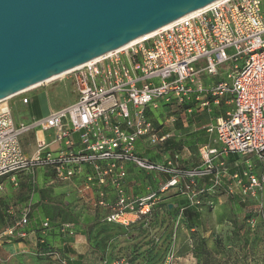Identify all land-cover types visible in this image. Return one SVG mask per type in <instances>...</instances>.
Segmentation results:
<instances>
[{"label": "built area", "instance_id": "2783aa9c", "mask_svg": "<svg viewBox=\"0 0 264 264\" xmlns=\"http://www.w3.org/2000/svg\"><path fill=\"white\" fill-rule=\"evenodd\" d=\"M201 73L215 80L206 82ZM68 74L77 99L45 117L17 124L9 99L0 101V193L6 177L19 186V172L44 168L52 184L80 177L75 187L80 198L102 209L106 221L129 226L151 214L159 193L170 189L190 205L222 186L228 195L239 189L256 196L264 189V173L256 172L250 159L241 170L228 166L231 153L264 165V0H218L42 85ZM161 102L185 106L187 115L230 106L206 126L211 140L199 147L197 165H185L179 152L151 158L174 137L157 116ZM28 133L36 140L31 156L22 143ZM129 164L166 180L145 194L137 192L127 182ZM224 178L229 183L224 185ZM28 213L5 236L18 232L44 242L52 221L44 219L37 238L23 231ZM56 227L65 236L76 235L73 223Z\"/></svg>", "mask_w": 264, "mask_h": 264}, {"label": "rangeland", "instance_id": "374dc122", "mask_svg": "<svg viewBox=\"0 0 264 264\" xmlns=\"http://www.w3.org/2000/svg\"><path fill=\"white\" fill-rule=\"evenodd\" d=\"M199 76L206 82L215 80L205 73ZM22 95L31 98L37 95L39 98L24 107L14 105V114L19 119L44 117L51 109L61 108L77 99L69 74L11 100L17 101ZM184 108L163 105L161 102L156 113L164 121V129L174 132L178 152L182 156L184 154L182 160L196 165L200 162L201 145H193L191 153L185 154L182 144L185 137L190 135L199 141L206 135L205 126L214 120L210 119L208 111L193 112L190 116ZM27 148L31 151L28 141ZM250 162L256 172H264V165L255 159ZM239 164L246 165L245 159ZM16 175L22 181L18 187L10 184V177L1 179L6 188L0 194V264H33L41 259H47L51 264H71L70 261L74 259L71 240L63 241L57 235L53 237V244L59 245L55 246L57 255L40 254L31 240L21 249L6 251L3 248L7 243L3 241L5 232L16 225L24 212L29 211L30 214L35 211L31 225L38 224L41 218L46 217L42 211L34 210L39 201V188H47L51 196L63 202L65 199L74 202L77 198L76 191L69 184H52L43 172L33 174L24 171ZM156 179L149 182H158L159 178ZM165 180L163 177L161 182ZM223 180L224 185L229 183L228 178ZM66 192L69 193L66 195ZM199 199V204L190 205L185 196L175 189L160 192L152 213L129 226L106 221L102 209L85 203L83 213L79 210L76 212L86 227L78 226L76 229L86 235L90 252L95 255L98 264H264V189L256 196H244L239 189L237 194L228 195L222 186L216 193L200 194ZM170 204L174 207H170ZM183 207L184 211L188 207L200 211L201 226L189 228L186 225ZM235 221L239 223L242 235L250 242L245 252L235 233Z\"/></svg>", "mask_w": 264, "mask_h": 264}, {"label": "water", "instance_id": "95a60500", "mask_svg": "<svg viewBox=\"0 0 264 264\" xmlns=\"http://www.w3.org/2000/svg\"><path fill=\"white\" fill-rule=\"evenodd\" d=\"M216 1L0 0V101Z\"/></svg>", "mask_w": 264, "mask_h": 264}, {"label": "crops", "instance_id": "0c3cea01", "mask_svg": "<svg viewBox=\"0 0 264 264\" xmlns=\"http://www.w3.org/2000/svg\"><path fill=\"white\" fill-rule=\"evenodd\" d=\"M41 86L42 85H39V86L34 87V88L30 89V90H34V89L40 88ZM17 96H20V95H17ZM17 96H14V97L17 98ZM14 97H10L9 100H8V103H9V105L12 108V112H13V115H14V118H15L16 123L19 124V123H21L23 121H31L32 119H34V118H29V119L26 118L27 119L26 120V119H19V118H17V116L14 114L13 107H14V105H21V106L24 107L25 105H29V104H31V102L36 101L39 97L37 95L34 96V97H32V98L27 96L29 98V102L28 103H24L22 101L23 97H25L23 95L17 101H12L11 100ZM228 108H230L229 105H225L222 108H214L213 111H212V113L211 112L209 113L210 116H211L210 119L211 120H215V117L217 115L221 114L222 111H224L225 109H228ZM191 114H189V115L191 116ZM206 126H205V129H206ZM191 132L192 131H190L189 134H191ZM47 139L49 140V135L48 134H47ZM173 139H175V137H173ZM210 140H211V135L209 133H207V131H206V135H204V137H202L201 139H199V141H197V138L193 139L191 135L188 136V137H185L184 142L182 144L183 147H184V153L185 154H188V153L190 154L191 153L190 149H191V147L193 145L200 146L201 144L208 143ZM27 141L30 144L31 151L28 150V148H27L26 149V152H27V154L29 156H31L35 152V150H36V140H35L34 133H28V134H26V135H24L22 137V143H23L24 147L26 146V142ZM151 156H154V154H152ZM183 157H184V154H183ZM244 159H245V162L247 163V161H246L247 159H250V161H253V159H255V158H253V157H250V158L249 157H243V156H240V155L235 154V153L229 154V156H228V163H230L229 166H230L231 171L241 170L243 167H245L246 165H240L239 164V162H241ZM183 163L185 165H187V166H193V165H195V164H193V162H190V163L187 164V163H185L183 161ZM128 169H129V173H128L127 182L129 184V187L130 188H135V190L137 192H141L143 194L147 193L148 192V188H150V187H152L153 189H155L157 187V185L163 179V177H155L152 174H148V173H145V172H142V171H138L132 164H129L128 165ZM38 172L45 173L47 175L46 177H48V179L51 180V173L48 170H46L44 168H39V169H37V171H36L35 174H37ZM262 173H264V172H262ZM156 178H159L158 179L159 180L158 182L157 181H153L152 183L149 182L150 179L157 180ZM80 179H81L80 177L77 178L75 180L76 182L71 183L68 186L71 187V188H73L76 191L75 187H76V184L80 182ZM10 183H11V181H10ZM68 193L69 192H66V195ZM76 193H77V191H76ZM65 198H66V196H65ZM64 201L67 204L68 203L73 204L74 208H76V210H79L80 213H83V207H84L83 204L88 203V201L81 199L78 194H77V198H76V200L74 202L68 201L66 199ZM89 204L90 203H88V205ZM84 213H85V211H84ZM54 236L55 235L50 236L49 242H50L51 247L57 250V248L55 246H59V245H57L58 243H55L56 245L53 244V237ZM58 237H59V235H58ZM29 240L33 241V239L28 238V239H25L24 241H20V242H7V243H5V245H3V248L6 251L21 249V248H23L22 246L26 247L27 241H29ZM33 243L35 244V241H33ZM70 244H71L70 246L73 248V252H74V257L73 258L74 259H77V262H79V264H95V263L98 264L95 255L94 254H91V252H90L89 245L87 244V237H86V235H84V233H82V232L79 231L74 237H72ZM92 251H94V250L92 249ZM73 258H71V259H73ZM33 264H51V262L49 260H47V259H41L39 261L36 260V262H34Z\"/></svg>", "mask_w": 264, "mask_h": 264}, {"label": "trees", "instance_id": "16d2710c", "mask_svg": "<svg viewBox=\"0 0 264 264\" xmlns=\"http://www.w3.org/2000/svg\"><path fill=\"white\" fill-rule=\"evenodd\" d=\"M189 106L190 105H186V107H189ZM194 112H197V111H194ZM175 152H178V146H177V143H175V139L172 138L169 141H167V144H166L162 154L154 155L151 158L154 157V158L164 159L167 155H173V154H175ZM182 162H183V160H182ZM17 177L20 178V176H17ZM21 182L22 181L19 180V185ZM11 185H13V184H11ZM5 188H6V186H4V189ZM38 195H39V201L37 202V205L34 207V210L38 209V210L42 211L46 217L41 218L39 220L38 224L36 223L35 225L34 224L31 225V223H32L31 218L33 217V214L35 211L33 213H30V214L28 213V222L25 225V227L23 228V231L28 232V233L34 232L36 234L37 238H42L41 232H42L43 221L45 218H49L53 223V226H54L53 230L47 234V236L45 237L46 240L44 242H40V240H38L35 244H36L37 249H38L40 254H44V252H58L56 249L51 247L50 242H49L50 236H53V235L58 236L59 235V237L63 241H66V242L70 241L72 239V237H74V236L63 235L59 231L58 227H56L59 222L73 223L75 228H77L78 226L85 228L86 225L80 219L78 213L76 212L77 210H76V208H74L73 204H71V203L67 204L66 202L55 199L53 196H51L48 193V189L45 187L39 188ZM182 213L186 219V225H188L189 228H195V227L201 226V224H202L201 213L195 207H188ZM235 224H236V227L234 228L235 233H236L238 239L241 241V248L245 252L246 246L250 243L249 239L242 235V233L240 231L239 223L237 221H235ZM78 232H79L78 229H76V234ZM4 238H5L4 239L5 242L9 239H11L12 242H20V241L25 240V239L18 236V232H16L11 237L5 236ZM70 263L71 264H77V263L79 264V262H77V259H73L72 261H70Z\"/></svg>", "mask_w": 264, "mask_h": 264}, {"label": "bare ground", "instance_id": "6f19581e", "mask_svg": "<svg viewBox=\"0 0 264 264\" xmlns=\"http://www.w3.org/2000/svg\"><path fill=\"white\" fill-rule=\"evenodd\" d=\"M205 8H206V7H205ZM202 9H204V8H202ZM202 9H199V10H197V11H200V10H202ZM195 12H196V11H195ZM169 25H170V24H169ZM169 25H167V26H165V27H163V28H166V27H168ZM163 28H161V29H163ZM159 30H160V29H159ZM154 32H155V31H154ZM154 32H151L150 34H153ZM136 41H138V39H136V40L132 41L131 43L127 44L125 47L129 46L130 44L135 43ZM116 50H118V49H116ZM113 51H115V50H113ZM111 52H112V51H111ZM111 52H109V53H111ZM70 71H71V70H70ZM68 72H69V71H67V72H65V73H68ZM65 73H62V74L57 75V76H55V77H53V78H50V79L46 80L45 82H48V81H50V80H52V79H55V78H58V77L64 75ZM42 84H43V83H39V84H37V85H35V86H32V87H30V88H28V89H25V90H23V91H21V92H18V93H25V92L29 91L30 89H32V88H34V87H37V86H39V85H42ZM18 93H16V94H18ZM16 94H14V95H16ZM14 95H12V96H10V97H13ZM10 97L5 98V99H3V100L9 99Z\"/></svg>", "mask_w": 264, "mask_h": 264}]
</instances>
